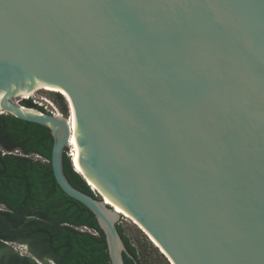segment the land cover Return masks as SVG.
Returning <instances> with one entry per match:
<instances>
[{
  "label": "water",
  "instance_id": "water-1",
  "mask_svg": "<svg viewBox=\"0 0 264 264\" xmlns=\"http://www.w3.org/2000/svg\"><path fill=\"white\" fill-rule=\"evenodd\" d=\"M41 87L67 121L16 102ZM0 114L50 131L111 264L115 206L170 264H264V0H0Z\"/></svg>",
  "mask_w": 264,
  "mask_h": 264
},
{
  "label": "trees",
  "instance_id": "trees-1",
  "mask_svg": "<svg viewBox=\"0 0 264 264\" xmlns=\"http://www.w3.org/2000/svg\"><path fill=\"white\" fill-rule=\"evenodd\" d=\"M62 114L68 106L58 92H49ZM20 105L41 110L30 100ZM52 137L38 124L0 114V264H111L105 237L93 214L64 194L50 165ZM66 152V151H65ZM63 154V172L72 187L95 196L71 160ZM117 231L129 256L124 264H169L142 237L121 224ZM13 245L25 248L20 254Z\"/></svg>",
  "mask_w": 264,
  "mask_h": 264
},
{
  "label": "built area",
  "instance_id": "built-area-1",
  "mask_svg": "<svg viewBox=\"0 0 264 264\" xmlns=\"http://www.w3.org/2000/svg\"><path fill=\"white\" fill-rule=\"evenodd\" d=\"M49 92L50 91H48V93ZM22 100H30L33 105H35L41 109L40 111L38 110L41 113L49 114L51 116L64 117L67 121V117H65L62 114V112L58 108L57 104L54 102V100L50 96L49 97L48 96H35V93H34L33 96H31L30 98L21 99V101ZM65 153H66V156L71 160V156L69 154V148L66 149ZM89 187H90L92 193L95 196H98V192L95 189H93L90 185H89ZM120 223H121V221L119 222V224Z\"/></svg>",
  "mask_w": 264,
  "mask_h": 264
},
{
  "label": "rangeland",
  "instance_id": "rangeland-1",
  "mask_svg": "<svg viewBox=\"0 0 264 264\" xmlns=\"http://www.w3.org/2000/svg\"><path fill=\"white\" fill-rule=\"evenodd\" d=\"M40 89V90H39ZM47 91V92H46ZM35 93V96H48L49 97V93H48V90L47 89H44V88H38V91H35L33 92L32 94ZM61 95V94H60ZM62 96V95H61ZM20 101L21 100H17L16 102L18 104H20ZM121 221V226H123L127 231H129L131 234L134 235V240L137 241L140 240L142 237H146V239L152 244L153 247H156L152 241L150 240V238L137 226L135 225L130 218L128 217H122V219L120 220ZM137 230H139L141 232V234L143 235L142 237L141 236H138L137 234ZM13 248L15 250H19L20 254L22 255H26V252H25V248L24 247H21V246H16V245H13ZM157 248V247H156ZM157 250L160 252V250L157 248ZM161 253V252H160ZM167 260V259H166ZM169 263V262H168ZM154 264H157L156 261H154ZM170 264V263H169Z\"/></svg>",
  "mask_w": 264,
  "mask_h": 264
},
{
  "label": "bare ground",
  "instance_id": "bare-ground-1",
  "mask_svg": "<svg viewBox=\"0 0 264 264\" xmlns=\"http://www.w3.org/2000/svg\"><path fill=\"white\" fill-rule=\"evenodd\" d=\"M41 88L47 89V90L50 91V92L55 91V92L60 93L59 90H55L54 88H49V87H41ZM32 93H33V92H31V93H27V94H24L22 99L30 98L31 96H33ZM60 94H61V93H60ZM71 163H72V166H73V168L75 169V171H76L77 173H79V174H82V172L77 168V166H76L75 162L73 161L72 157H71ZM88 184H89L93 189L96 190V188L94 187L93 184H91V183H89V182H88ZM105 201L107 202L108 205H112V206H113V204H112L111 202H109L107 199H105ZM115 210L118 211L119 214H121V215H123V216L129 218L128 215H126L121 209H119V208L116 207V206H115ZM150 239H151V238H150ZM151 240H152V239H151ZM152 242H153V240H152ZM154 244H155V243H154ZM155 245H156V244H155ZM156 246H157V245H156Z\"/></svg>",
  "mask_w": 264,
  "mask_h": 264
}]
</instances>
